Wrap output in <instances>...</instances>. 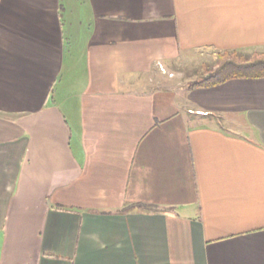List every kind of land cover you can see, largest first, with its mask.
I'll list each match as a JSON object with an SVG mask.
<instances>
[{"label":"crops","instance_id":"obj_1","mask_svg":"<svg viewBox=\"0 0 264 264\" xmlns=\"http://www.w3.org/2000/svg\"><path fill=\"white\" fill-rule=\"evenodd\" d=\"M264 0H0V264H264ZM198 64V63H196Z\"/></svg>","mask_w":264,"mask_h":264},{"label":"trees","instance_id":"obj_2","mask_svg":"<svg viewBox=\"0 0 264 264\" xmlns=\"http://www.w3.org/2000/svg\"><path fill=\"white\" fill-rule=\"evenodd\" d=\"M250 78H264V51L226 49L218 52L215 63L190 80L187 88H210L229 80Z\"/></svg>","mask_w":264,"mask_h":264},{"label":"rangeland","instance_id":"obj_3","mask_svg":"<svg viewBox=\"0 0 264 264\" xmlns=\"http://www.w3.org/2000/svg\"><path fill=\"white\" fill-rule=\"evenodd\" d=\"M216 59L217 53L207 52L199 54L198 56H191L187 62L176 65L172 67L171 71H167L166 75L172 79V89L176 92L178 98L189 93V89L187 88L188 82L195 79L197 74L204 68L211 67L215 63Z\"/></svg>","mask_w":264,"mask_h":264}]
</instances>
